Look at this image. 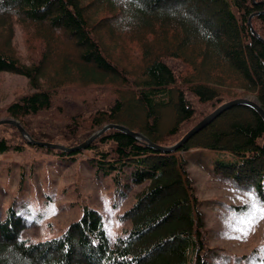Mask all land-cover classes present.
<instances>
[{"label":"trees","instance_id":"16d2710c","mask_svg":"<svg viewBox=\"0 0 264 264\" xmlns=\"http://www.w3.org/2000/svg\"><path fill=\"white\" fill-rule=\"evenodd\" d=\"M194 1L0 0V71L25 77L32 88L4 108L26 135L0 124L17 138L1 136L0 155L24 146L60 159L88 151L116 190L144 185L121 215L130 228L113 240L89 206L54 237L21 238L27 219L12 202L0 216V264H212L183 155L190 149L218 152L212 170L264 202V120L251 106H230L176 149H161L225 102L251 96L264 111V0ZM15 23L43 48L30 65L15 57ZM116 47L131 50L137 64L120 61ZM75 82L112 97L64 137L37 130L31 118L49 113L57 88ZM165 110L173 117L162 125ZM107 124L144 138L112 127L79 147Z\"/></svg>","mask_w":264,"mask_h":264},{"label":"rangeland","instance_id":"374dc122","mask_svg":"<svg viewBox=\"0 0 264 264\" xmlns=\"http://www.w3.org/2000/svg\"><path fill=\"white\" fill-rule=\"evenodd\" d=\"M183 1L195 3L194 0ZM110 43L113 47L114 43ZM12 48L18 61L26 65L37 61L38 52L43 50L18 23L13 25ZM113 51L124 64H137L131 50L116 47ZM62 60L60 57L59 62ZM58 67L61 71L64 64ZM56 70L51 76L60 82ZM31 91L25 77L0 71V120L5 119L4 108L8 103ZM111 97L108 91L102 89L82 87L77 82L66 84L57 88L52 110L31 120L37 130L64 137L71 129L70 125L76 124V121L87 122L94 110L101 108ZM246 99L254 100L251 96ZM194 106L199 114L207 112V108L197 101ZM172 117L171 111L165 110L160 122L168 124ZM1 136L17 140L14 131L7 127L0 128ZM217 153L203 150L201 154L200 149H190L186 154L183 152L187 160L186 170L203 216L208 260L212 264H264V218L260 215L264 202L259 201L251 190L236 186L223 174L212 170V161ZM219 154L222 157L226 155ZM143 188L144 185H129L116 190L110 176L96 173L88 151L70 159H60L37 148L24 146L19 153L10 151L0 155V216L3 217L7 207L14 202L16 210L27 219L20 236L31 241L60 234L79 217L83 206L97 210L108 237L113 240L130 228V221L121 215ZM249 212L255 216L250 230L244 224L234 225L247 234L233 230L234 219L241 213L248 215Z\"/></svg>","mask_w":264,"mask_h":264},{"label":"water","instance_id":"95a60500","mask_svg":"<svg viewBox=\"0 0 264 264\" xmlns=\"http://www.w3.org/2000/svg\"><path fill=\"white\" fill-rule=\"evenodd\" d=\"M236 104H246L248 106H251L252 108H254L259 114L260 116L263 118L264 120V111L258 106V104H256L254 101L250 100V99H246V98H238V99H234L228 102H225L224 104L220 105L219 107H217L215 110H213L211 113H209L208 115H206L203 119H201L196 125H194L190 130H188L184 136L173 146L167 148H161L164 151H171L176 149L177 147H179L181 144H183L189 137H191L193 134H195L199 129H201L202 127H204L206 124H208L210 121H212L218 114H220L222 111H224L226 108L236 105ZM5 123V124H13L14 126H16L18 128V130L23 134L26 135V133L24 132V130L22 129V127L19 125V123L13 119H2L0 120V124ZM117 128L120 129L122 131L127 132L129 135L132 136H138L141 138H144L142 136H140L139 134H136L134 132L128 131L126 128H124L123 126H118V125H113V124H107L105 126H103L99 131H97L96 133H94L92 136H90L86 141H84L82 144H80L79 147H83L86 144L89 143L90 140H92L93 138H95L96 136H98L100 133H102L104 130H106L107 128ZM42 145H46V146H52V147H59V145H50V144H46V143H41Z\"/></svg>","mask_w":264,"mask_h":264},{"label":"snow or ice","instance_id":"6c2138e0","mask_svg":"<svg viewBox=\"0 0 264 264\" xmlns=\"http://www.w3.org/2000/svg\"><path fill=\"white\" fill-rule=\"evenodd\" d=\"M251 208H254V206H250ZM260 215L262 218H264V208H262L260 210ZM255 220V216L252 214V212H249L248 215H245L243 213H241V215L237 218L234 219V221L232 222V225H233V230H238V231H241L243 234H247L244 229L242 228H236L234 225L236 224H244L247 226V228L250 230L252 225H253V222Z\"/></svg>","mask_w":264,"mask_h":264}]
</instances>
